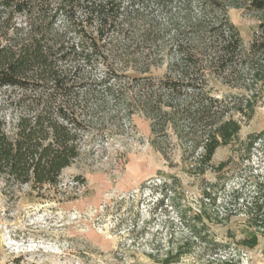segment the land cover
Returning a JSON list of instances; mask_svg holds the SVG:
<instances>
[{
  "label": "trees",
  "instance_id": "16d2710c",
  "mask_svg": "<svg viewBox=\"0 0 264 264\" xmlns=\"http://www.w3.org/2000/svg\"><path fill=\"white\" fill-rule=\"evenodd\" d=\"M145 1L160 9L163 20H148L137 32L133 22ZM227 7L262 14L248 46ZM16 15L24 26H15ZM151 51L160 54L152 66L168 58L161 76L121 73L123 67L134 71ZM242 74L251 85H264V0H0V88L18 91L12 104L19 109L10 130L0 121V175L33 188L57 185L61 171L79 156L83 134H95L90 114L105 98L123 110L104 115L114 126L140 111L151 120L153 134L173 128L193 148L201 145L200 161L208 163L240 128L224 119L225 106L209 83L229 84ZM251 100L244 105L252 112ZM196 125L207 132L193 131ZM262 140L264 129L245 143L251 149ZM237 192L235 201L242 198ZM241 200L252 230L240 243L252 249L264 237V193L257 187ZM185 253L183 245L169 248L161 264H173Z\"/></svg>",
  "mask_w": 264,
  "mask_h": 264
},
{
  "label": "rangeland",
  "instance_id": "374dc122",
  "mask_svg": "<svg viewBox=\"0 0 264 264\" xmlns=\"http://www.w3.org/2000/svg\"><path fill=\"white\" fill-rule=\"evenodd\" d=\"M226 11L248 46L262 14L234 7ZM139 13L133 22L137 32L148 20H163L149 1ZM13 21L24 26L22 16ZM146 45L141 52H147ZM159 56L151 51L134 71L123 67L120 72L159 77L168 63L166 58L152 66ZM146 67L148 72L137 74ZM238 77L229 84L209 83L225 106L224 119L240 128L208 163L200 161L202 146L193 148L173 128L153 134L151 120L140 111L114 126L104 115H123V110L105 98L90 114L95 134H83L79 156L61 171L57 185L33 188L0 175V264H161L169 248L182 245L186 253L173 264H264L263 236L252 249L240 243L252 230L241 199L257 187L264 193V140L251 149L245 143L264 129V85H251L245 74ZM17 94L0 88V121L9 130L19 115L12 104ZM246 99H252V112ZM193 131L206 133L207 128L196 125ZM236 190L242 197L238 201L232 198Z\"/></svg>",
  "mask_w": 264,
  "mask_h": 264
}]
</instances>
